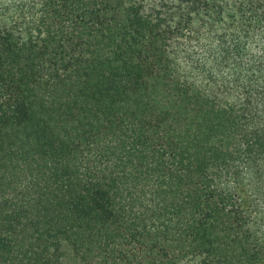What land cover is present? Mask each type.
<instances>
[{"label":"trees","instance_id":"trees-1","mask_svg":"<svg viewBox=\"0 0 264 264\" xmlns=\"http://www.w3.org/2000/svg\"><path fill=\"white\" fill-rule=\"evenodd\" d=\"M0 264H264V0H0Z\"/></svg>","mask_w":264,"mask_h":264}]
</instances>
